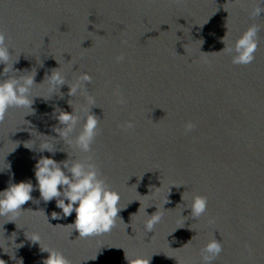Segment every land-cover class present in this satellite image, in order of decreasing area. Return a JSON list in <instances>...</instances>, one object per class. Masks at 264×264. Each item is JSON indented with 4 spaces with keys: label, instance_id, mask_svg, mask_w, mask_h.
<instances>
[{
    "label": "water",
    "instance_id": "95a60500",
    "mask_svg": "<svg viewBox=\"0 0 264 264\" xmlns=\"http://www.w3.org/2000/svg\"><path fill=\"white\" fill-rule=\"evenodd\" d=\"M256 8L264 3L0 0L9 63L19 57L14 69H35L37 84L59 67L69 83L89 74L87 94L99 120L91 151L84 153L54 131L57 108L71 112L69 100L77 110L85 104L84 95H68L67 84L62 98H34L33 115L10 108L0 121V191L22 181L36 188V162L64 161L69 153L81 161L90 157L127 206L110 232L80 238L69 225L75 212L51 219L62 210L34 190L18 218L0 217V247L11 254L6 242L14 233L16 244L23 243L13 249L15 258L0 248V259L43 264L48 253L41 249L48 248L70 264H130L133 257L149 264H203L202 249L215 238L223 251L212 264H264V13L254 15ZM251 25L259 28L255 59L234 64L228 49ZM33 94L47 97V84ZM79 131L80 124L73 141ZM45 142L55 145L54 155L40 151ZM195 196L207 198L198 218L187 208ZM153 203L163 218L145 233L144 208ZM156 210L153 205L146 213ZM13 218L16 223L7 222ZM32 233L40 235V245L27 238Z\"/></svg>",
    "mask_w": 264,
    "mask_h": 264
},
{
    "label": "clouds",
    "instance_id": "9594fccd",
    "mask_svg": "<svg viewBox=\"0 0 264 264\" xmlns=\"http://www.w3.org/2000/svg\"><path fill=\"white\" fill-rule=\"evenodd\" d=\"M261 2L264 3V0H261ZM262 13H264V9L256 8L253 14L259 16ZM258 31L259 28L256 25H251L237 39L234 48L228 49L229 52L235 53L232 58L234 64L247 65L254 61V53L258 47ZM5 41V34L0 32V64L4 65L2 72H0V77H7L6 79L0 78V121L4 120L10 108L26 110L24 117L35 114V109L32 107L34 98L42 97L44 100H48L53 94H57L62 98L63 93L60 92V89L67 84L69 88L68 95L71 97H75L77 94L84 95L85 104L77 110L73 108L70 103L71 100H69L68 103L72 108L71 112L57 108L55 118L58 120L59 126L55 127L54 131L58 134L59 139L64 140L69 145L74 143L75 148L79 151L90 152L99 124L98 118L91 111L95 106V99L87 94V85L91 83L92 77L87 73H83L77 78L76 82L69 83L66 75L59 70V67L52 69L51 74H46L44 80L37 84L35 83L37 75L35 69L31 71L14 69V64L19 62V57L9 63L12 54H10L9 47ZM117 59L120 60L123 57H118ZM21 73H26V75H20ZM45 83L47 84L48 96L34 95V87ZM119 102L123 103V100ZM81 120L83 121L82 124ZM78 124H80V131L73 141L70 137ZM126 127L130 129L134 125L128 122ZM192 127L191 123L187 124L185 131H191ZM24 146L30 150L33 148L28 147L27 143ZM56 150L55 145L50 146L47 142L43 143L40 148L41 152L47 151L53 155ZM90 159L89 157L88 160L81 161L69 153L68 158L60 162L51 157H41L36 162L34 170L37 182L36 188H34L31 181H22L12 183L5 190L0 191V217L10 216L18 218L19 214L25 211L22 206L33 200L31 193L38 189L40 199L45 204L55 199L56 206L62 210L61 212H52L51 219H66L75 212V220L69 225L72 226V231L76 230L79 233L80 238H88L110 232L116 226L118 219L122 221L119 213L125 210L127 206L121 205L119 192L112 190L108 186L101 177L97 166L89 162ZM168 197L162 204L164 210H166L164 205L170 202ZM153 205H155L157 210L152 215H148L146 209ZM187 208L191 209V216L198 218L207 210V198L195 196ZM144 213L148 217L144 223L145 233L154 232L156 225L163 218L161 209L153 203L144 208ZM45 217L49 223L48 217L46 215ZM7 222H15V219H9ZM27 238L33 243H39L40 245L41 237L38 233H32ZM6 246L11 249V254L5 251L4 247L0 248L5 253L10 254L12 258H15L13 249L22 247L23 243L16 244L14 233L12 237L7 239ZM41 250L48 253L43 264H70L64 254L56 249L44 248ZM222 251L223 245L220 241L215 238L210 240L202 249L203 264H212ZM95 259H97V256ZM126 259L129 260L127 257ZM129 262L130 264H149V260L135 257ZM0 264H5V261L0 259ZM20 264H22V261H20Z\"/></svg>",
    "mask_w": 264,
    "mask_h": 264
}]
</instances>
